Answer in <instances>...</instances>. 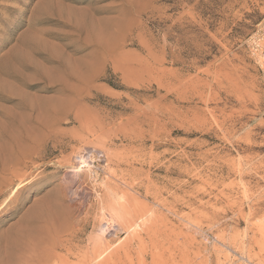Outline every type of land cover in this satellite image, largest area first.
Listing matches in <instances>:
<instances>
[{"label":"rangeland","instance_id":"obj_1","mask_svg":"<svg viewBox=\"0 0 264 264\" xmlns=\"http://www.w3.org/2000/svg\"><path fill=\"white\" fill-rule=\"evenodd\" d=\"M125 1L0 0V106L50 105L4 155L0 264H264V0ZM86 12L90 43L57 23ZM26 43L53 69L18 90Z\"/></svg>","mask_w":264,"mask_h":264},{"label":"bare ground","instance_id":"obj_2","mask_svg":"<svg viewBox=\"0 0 264 264\" xmlns=\"http://www.w3.org/2000/svg\"><path fill=\"white\" fill-rule=\"evenodd\" d=\"M127 1V0H126ZM126 1H125V3H126ZM128 2V1H127ZM62 7H65L66 9H67V13H69L70 11L72 12V8L70 7V6H62ZM92 10H93V8H92ZM96 10V9H95ZM99 10V9H98ZM40 11V10H39ZM70 12V13H71ZM90 12H91V10H90ZM90 12H86V16H85V18H86V25L84 24H82V23H84V22H82V23H80V21L78 22L77 20V24L76 23H72V24H70V23H68L67 22V20H65V21H57V23L58 24H61V25H63V26H69V27H71V28H73L78 34V36L80 37V36H83V35H86L88 38H87V40H88V42L92 39V40H94V41H96V40H98V39H100V38H96V40L95 39H93L94 37H91V36H93V35H95V34H92L93 33V31H95V30H97V27H99V24L100 23H102L103 21H100V20H97L96 19V17H94L93 16V12H94V10H93V12L92 13H90ZM97 12V11H96ZM100 12V11H99ZM101 13V12H100ZM99 14V13H98ZM63 17V16H62ZM85 18H83V19H85ZM55 20V19H54ZM79 20V19H78ZM104 20V22H105V19H103ZM74 20H72V21H70V22H73ZM103 24V23H102ZM102 26V25H101ZM100 28V27H99ZM86 30H87V33H86ZM103 30V29H102ZM96 33V32H95ZM90 34H91V36H90ZM96 34H98L99 35V33H96ZM70 36V35H69ZM68 37V36H67ZM97 37H99V36H97ZM92 40H91V42H92ZM99 41H101V40H99ZM99 41H98V43H99ZM102 42V41H101ZM90 43V42H89ZM97 43V44H98ZM49 44V43H48ZM41 44H38V45H36V47L38 48V46H40ZM45 45H46V43H45ZM24 46H29V48L31 49V51L32 52H30L29 53V55H27V57H29L28 59H22L21 58V56H18V55H14L13 57H12V59L15 61V62H17L18 64H19V68L20 69H17V68H15L16 70L15 71H12L10 68H8V67H3V69L1 70V73L3 74V75H6V76H8L10 79L11 78H13V79H15V80H17L19 83H21L20 85H19V87L17 86V88H18V90H19V88H21V87H23V88H27V87H30V86H28V80H29V77L28 76H26V74H25V71H32V72H34V73H36V75L37 74H41V76H42V74L44 75V74H46V73H48V72H50V70H52V69H50V68H48L47 66H45L43 63H41L40 61H38L36 58H34V55L35 54H39V53H35V52H38L39 50H36V51H34L35 50V46L33 47V46H31V45H29V44H25ZM44 46V45H43ZM45 47V46H44ZM27 48V47H26ZM28 51V50H27ZM27 53V52H26ZM72 54V53H71ZM53 56V55H52ZM50 57V56H49ZM48 58V57H47ZM52 59V57L50 58V60ZM27 60V61H26ZM50 60H48L47 62H50L51 63V61ZM28 61H29V63H28ZM63 64V63H62ZM53 65V64H52ZM59 66H62V65H59ZM18 67V66H17ZM54 67V66H53ZM65 67V66H64ZM57 68V67H56ZM55 69V68H54ZM67 69V68H66ZM64 72V71H63ZM62 72V73H63ZM25 74V75H24ZM2 75V76H3ZM1 76V75H0ZM34 76H35V74H34ZM48 76V75H47ZM63 76V75H62ZM46 77V76H45ZM49 77V76H48ZM5 81V80H4ZM3 83H5V82H3ZM3 83H2V85H3ZM7 83V82H6ZM5 83V85H7ZM1 85V87H4V85L2 86ZM32 86V85H31ZM3 90H4V88H2ZM3 90H1L0 89V101H5V102H11V101H13V99L8 95H5V94H3L2 93V91ZM64 90V89H63ZM62 90V92H65V91H63ZM16 91V90H15ZM12 92V91H11ZM17 92V91H16ZM9 93V92H8ZM7 93V94H8ZM19 93L21 94V93H23V95L21 94V97H20V99H19V101H17L16 103H14L13 104V106H12V108H8V109H6V108H2L1 106H3L2 104H0L1 106H0V146H1V148H0V150L2 149V147H3V149L4 150H1L0 151V172L2 173V171L3 170H6V159L10 156L9 155V152L12 150V151H14L13 150V146L11 145V144H13V141H15L16 140V142H18V144L21 142V144H24V145H26V146H28V148H30V150L31 149H35V146H36V143H35V136L37 135L36 133H37V131L38 130H44V129H47L48 127L47 126H44L45 125V122H44V124L42 123L43 122V120H41L40 118H39V116H40V114H42L41 112L42 111H45L44 113L46 114V115H49L50 114V111H48L50 108H49V106L50 105H48L47 106V108L48 109H43L41 112H40V106L42 105V103H41V105H38L36 102V98L38 97H36V95L34 94V93H29V92H27L26 90H19ZM14 96V95H13ZM18 96V95H17ZM16 96V97H17ZM18 98V97H17ZM33 98H35L34 100H33ZM42 98V97H41ZM41 98H37V99H39L40 101H38V103L39 102H43L44 101V99H43V101H41L42 99ZM46 102H47V100H45ZM46 102H43V103H45V104H48V103H46ZM40 104V103H39ZM45 104L43 105L44 107H46L45 106ZM42 106V107H43ZM43 113V114H44ZM47 118H48V116H47ZM49 119H51L50 117H49ZM47 124V123H46ZM50 126V125H49ZM18 140V141H17ZM15 144V143H14ZM18 144H16V146L18 145ZM10 145V147L12 146L13 148H11L10 149V151L8 150L9 148H8V146ZM22 146V145H21ZM5 147V148H4ZM19 147V146H18ZM16 149H17V147H15ZM6 149V150H5ZM18 150H19V148H18ZM29 150V151H30ZM2 151H4V152H2ZM15 151H17V150H15ZM18 152H20V151H17L16 153H18ZM11 154H12V152H10ZM21 153V152H20ZM6 154H8L9 156H7L6 157ZM19 154V153H18ZM4 155H5V158L6 159H4ZM35 158V157H34ZM107 164V163H106ZM7 173V172H6ZM75 175V174H74ZM79 177V176H78ZM63 199V198H62ZM123 200V199H122ZM52 201V200H51ZM103 201V200H102ZM104 202V201H103ZM51 203V202H50ZM53 203H54V201H53ZM49 204V203H48ZM129 205H130V203H128ZM38 205H40V206H42L41 204H38ZM37 205V206H38ZM61 205V204H60ZM121 205V204H120ZM49 206V205H48ZM133 207H134V205H133ZM33 208V207H32ZM37 207L35 206V210L34 209H32V212H30L29 214H28V216H27V222L29 223V224H31V223H35L36 222V220L37 219H39L41 216L43 217V215L45 216V211L43 210H41L40 211V208H39V212H37L36 210H38V209H36ZM42 208V207H41ZM46 208V207H45ZM43 209V208H42ZM52 209H53V207H52ZM137 209V208H136ZM142 209V208H141ZM34 210V211H33ZM45 210H47V208L45 209ZM50 210V209H49ZM129 210H131V209H129ZM53 211V210H52ZM58 211V210H57ZM37 212V213H36ZM55 212V211H54ZM131 212V211H130ZM47 213H50V212H47ZM67 213V212H66ZM120 213V212H119ZM132 213H134V212H132ZM47 215H49V214H47ZM50 215H51V213H50ZM49 215V216H50ZM58 215V214H57ZM56 215V216H57ZM59 216V215H58ZM60 217V216H59ZM64 217V216H63ZM68 217V216H67ZM44 220V219H43ZM47 220V219H46ZM50 220V219H49ZM62 220V219H61ZM63 220H64V218H63ZM62 220V221H63ZM113 222V221H112ZM146 222V221H145ZM53 223V222H52ZM55 223H56V221H55ZM62 223V222H61ZM54 224V223H53ZM61 225V224H60ZM52 226V225H51ZM31 228V227H30ZM40 228V227H39ZM127 228H128V226H127ZM132 228V227H131ZM23 230V229H22ZM21 230V231H22ZM25 230H27V229H25ZM29 230V229H28ZM31 230V229H30ZM19 232V231H18ZM22 233V232H21ZM35 233V232H34ZM18 234V233H17ZM28 234H29V232H28ZM19 235V234H18ZM24 235H25V232H24ZM40 235V234H39ZM44 235V234H43ZM13 236V235H12ZM28 236V235H27ZM18 237V236H17ZM23 237V236H22ZM24 237H26V236H24ZM29 237V236H28ZM32 237H33V235H32ZM36 239V238H35ZM38 240V239H37ZM36 240V241H37ZM11 241V240H10ZM15 242V241H14ZM13 242V243H14ZM18 242V241H17ZM11 245V244H10ZM16 245V244H15ZM4 246V245H3ZM25 246V245H24ZM8 248H10V247H8ZM14 248V247H13ZM20 248H21V246H20ZM29 248H30V246H29ZM5 249V248H4ZM14 250V249H13ZM7 251V250H6ZM9 251H11V250H9ZM8 251V252H9ZM26 253V252H25ZM24 255V254H23ZM13 257V256H12ZM21 259H22V257H21Z\"/></svg>","mask_w":264,"mask_h":264},{"label":"built area","instance_id":"obj_3","mask_svg":"<svg viewBox=\"0 0 264 264\" xmlns=\"http://www.w3.org/2000/svg\"><path fill=\"white\" fill-rule=\"evenodd\" d=\"M252 47L260 67L264 71V33L261 32L252 42Z\"/></svg>","mask_w":264,"mask_h":264}]
</instances>
